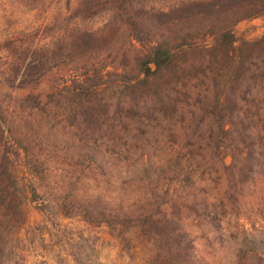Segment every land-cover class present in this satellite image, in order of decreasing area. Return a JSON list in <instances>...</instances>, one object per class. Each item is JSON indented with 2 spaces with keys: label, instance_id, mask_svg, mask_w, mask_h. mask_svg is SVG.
Masks as SVG:
<instances>
[{
  "label": "trees",
  "instance_id": "1",
  "mask_svg": "<svg viewBox=\"0 0 264 264\" xmlns=\"http://www.w3.org/2000/svg\"><path fill=\"white\" fill-rule=\"evenodd\" d=\"M140 1H91L112 11L109 24L72 32L65 54H19L0 78V264H24L26 202L106 226L131 260L135 237L150 244L147 264H264V35L235 45L232 29L264 17V0H192L168 10ZM203 22L211 44L191 31ZM124 35L151 41L123 63L112 112L94 60ZM62 68L59 82L44 87ZM214 69V95L185 109L189 85L210 86ZM57 108L67 118L58 120ZM175 130L182 135L163 138ZM21 154L34 179L26 185L12 168Z\"/></svg>",
  "mask_w": 264,
  "mask_h": 264
},
{
  "label": "rangeland",
  "instance_id": "2",
  "mask_svg": "<svg viewBox=\"0 0 264 264\" xmlns=\"http://www.w3.org/2000/svg\"><path fill=\"white\" fill-rule=\"evenodd\" d=\"M94 0H0V78L4 79L10 65L17 61L18 55L39 51H55L62 48L61 54L68 50L67 43L70 41L72 32L83 30H95L109 24L111 13L95 7ZM192 0H141L139 5L144 9L168 10L178 6L181 2ZM90 5L91 9L88 8ZM210 22H203L201 25H191V31L199 34V42L211 44L213 39L206 36ZM236 37L235 45L242 40L252 41L264 35V17H249L236 22L233 27ZM202 32V33H199ZM162 34L169 36V31H162ZM159 36V35H157ZM127 37L120 36L106 51L97 55L94 61L99 62L101 69L103 93L107 100H110L111 111L113 112L117 103L119 90L116 87L118 73L123 72V63L140 54L149 43L140 45L134 40L127 42ZM124 58V59H123ZM129 64V63H127ZM97 68V66H96ZM64 68L54 72L43 85H53L65 74ZM129 70V67H128ZM221 70H219L220 73ZM213 71L208 72L210 86H196L195 81L187 88L192 93L190 98L184 102L185 109L193 111V104L198 103L202 95L209 93L213 96L215 87L221 80L220 74ZM215 86V87H214ZM26 91H20L22 94ZM190 93V94H191ZM181 98V97H180ZM184 100L183 98H181ZM59 119L67 118L62 108L55 111ZM179 124V123H178ZM259 128V127H258ZM193 129L190 128L182 135L175 130V133L166 131L163 138L170 135L190 136ZM168 134V135H167ZM264 142V140L262 141ZM263 156L260 161L264 162ZM47 164H57L52 160V155L47 151L40 153ZM226 163L231 162L228 151L224 154ZM53 161V162H52ZM13 170L21 181L26 185L28 180H34L28 170L27 158L21 154L13 158ZM57 166V165H56ZM42 194V191L40 192ZM43 194V198H44ZM27 212V238L29 241L23 251L24 264H147L151 254V247L148 242L133 237V252L135 259L131 260L121 250L118 240L108 234V228L104 225L91 226L78 216H64L54 203H50V215H47L34 207L32 203L26 202ZM239 222L249 226L245 218ZM7 264V263H4Z\"/></svg>",
  "mask_w": 264,
  "mask_h": 264
}]
</instances>
